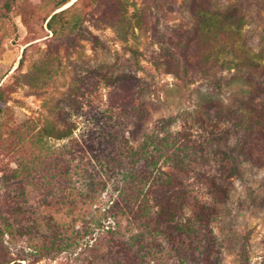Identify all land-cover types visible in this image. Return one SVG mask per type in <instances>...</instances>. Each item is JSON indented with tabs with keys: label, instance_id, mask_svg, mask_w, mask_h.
Instances as JSON below:
<instances>
[{
	"label": "rangeland",
	"instance_id": "1",
	"mask_svg": "<svg viewBox=\"0 0 264 264\" xmlns=\"http://www.w3.org/2000/svg\"><path fill=\"white\" fill-rule=\"evenodd\" d=\"M58 1L0 0V86L6 106L2 136L8 138L10 129L29 119L40 126L67 120L75 126L76 139L85 135L98 139L105 131L137 147L154 124L173 118L168 130L183 132L202 148L203 156L191 157L196 162L184 173L163 167L175 183L149 186L150 205L168 198L182 205L184 217L203 211L210 221L186 242L209 236L212 264H264V128L251 134L243 131L237 118L242 120L246 113L234 102L249 95L253 85L245 68H233L218 73L225 80L220 91L214 90L203 78L210 68L204 60L224 39L197 29L204 11L243 10L242 43L264 62V0H160L144 17V28L136 29L127 44L117 41L110 29L95 30L88 22L82 37L54 39L45 21ZM129 1L142 7L141 0ZM77 8L91 16L98 0H79ZM129 47L139 52L137 60ZM183 67L191 74L186 81L177 71ZM27 74L41 77L29 86ZM253 77L258 86L253 95L257 103H264V79ZM225 106L236 119H219L224 118ZM65 142L49 140L55 147ZM108 148L103 147V154ZM12 160L10 165L15 166ZM230 169L238 173L231 175ZM209 178L225 188L226 200L213 195ZM105 190L95 205L84 208L87 212L60 218L80 235L89 221L90 233L53 260L37 264H119L105 243L104 231L117 227L125 233L133 227L126 219L104 218ZM187 243L179 252L182 261L164 245L163 261L149 264H200L201 254Z\"/></svg>",
	"mask_w": 264,
	"mask_h": 264
},
{
	"label": "trees",
	"instance_id": "2",
	"mask_svg": "<svg viewBox=\"0 0 264 264\" xmlns=\"http://www.w3.org/2000/svg\"><path fill=\"white\" fill-rule=\"evenodd\" d=\"M71 1L59 0L46 18L45 27L51 37H82L86 30L83 26L88 22L95 30L110 29L114 38L125 44L136 29L144 28V17L160 2L141 0L142 7L137 9L129 0H98L95 14L89 16L77 8L79 0L63 8ZM129 8H132L131 12ZM242 11H204L198 16L197 29L200 34L212 31L224 39L204 60L210 63V68L204 70L203 78L214 90L222 88L225 78L218 75L222 70H247L252 91L234 102L246 113L242 120L237 118L238 126L251 134L264 128V103H257L253 95L258 88L253 84V74L264 79V62L242 43L241 30L245 23ZM94 42H98L96 37ZM128 51L134 60L138 59L139 52L131 47ZM177 71L182 80L190 79L191 74L186 68ZM41 75L27 74L24 79L31 86V80L40 79ZM229 108H221L225 114L220 120L236 119ZM5 109L0 86V264H37L53 260L76 246L78 239L90 233L89 221L85 222L84 232L80 235L72 226L62 223L61 216L87 212L84 208L95 205L100 199L99 193L105 189L107 208L103 211L104 218L126 219L133 227L125 233L117 227L104 231L105 243L118 257L119 264L163 261L160 252L164 245L175 250L182 261L179 252L183 251L188 237L210 221L208 216H203V211L188 218L182 216V205L178 206L176 200L164 198L151 206L147 197L149 186L175 183L174 176L163 167L184 173L196 162L191 157L203 156L202 148L192 144L183 132L168 130L174 123L173 118L154 124L142 142L132 147L124 137L105 131V137L98 139H89L86 135L76 139L73 137L75 126L67 120L40 126L29 119L10 129L9 137L5 138L2 136ZM51 139L66 142L55 147L49 144ZM106 146L108 153L103 154L102 149ZM11 160L15 166L10 165ZM230 172L233 175L238 170ZM111 180L116 182L109 185ZM208 180L213 195L226 200L225 188L214 179ZM208 237L194 244L187 243L201 254L200 264H212L213 261L209 255L213 243Z\"/></svg>",
	"mask_w": 264,
	"mask_h": 264
},
{
	"label": "bare ground",
	"instance_id": "3",
	"mask_svg": "<svg viewBox=\"0 0 264 264\" xmlns=\"http://www.w3.org/2000/svg\"><path fill=\"white\" fill-rule=\"evenodd\" d=\"M73 1H74V0H72V1H71L70 3H68V4H71ZM68 4H67V6H68ZM65 6H66V5H65ZM65 6H64V7H65Z\"/></svg>",
	"mask_w": 264,
	"mask_h": 264
},
{
	"label": "water",
	"instance_id": "4",
	"mask_svg": "<svg viewBox=\"0 0 264 264\" xmlns=\"http://www.w3.org/2000/svg\"><path fill=\"white\" fill-rule=\"evenodd\" d=\"M75 1V0H74ZM73 3V2H72Z\"/></svg>",
	"mask_w": 264,
	"mask_h": 264
}]
</instances>
